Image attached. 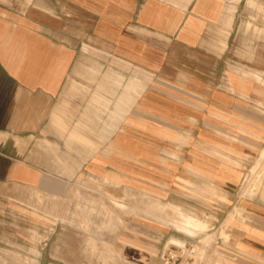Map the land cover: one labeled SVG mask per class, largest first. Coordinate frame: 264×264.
I'll list each match as a JSON object with an SVG mask.
<instances>
[{
	"label": "crops",
	"instance_id": "obj_1",
	"mask_svg": "<svg viewBox=\"0 0 264 264\" xmlns=\"http://www.w3.org/2000/svg\"><path fill=\"white\" fill-rule=\"evenodd\" d=\"M254 15L258 30L241 27ZM252 69H264V0H0V200L29 228L62 229L35 195L93 176L199 221L195 234L158 209L125 222L118 264H162L164 249L196 241L201 264H264ZM109 252L90 236V251L50 261L113 264Z\"/></svg>",
	"mask_w": 264,
	"mask_h": 264
},
{
	"label": "rangeland",
	"instance_id": "obj_2",
	"mask_svg": "<svg viewBox=\"0 0 264 264\" xmlns=\"http://www.w3.org/2000/svg\"><path fill=\"white\" fill-rule=\"evenodd\" d=\"M240 25L258 30L257 15ZM254 56L255 54L252 53V58ZM252 72L260 74L258 78L252 74L253 78L258 82H264V69H252ZM257 161L261 163L257 169H254ZM255 163L253 169L250 166L248 176H264V151L262 156L261 153L256 156ZM11 191L19 195L29 194L28 190L18 186L11 187ZM35 196V199L40 200L42 207L44 206L42 209L45 210V216H41L42 219L47 222H61L62 225L59 224V226L64 228L55 229L52 227L45 231L29 228L22 223V220H25L22 214L8 210L7 206H10L8 204L15 203L13 200H9L8 204L6 201L0 200V264H39L40 260L41 264H72L64 260L52 262L50 258L56 256V253L57 256L60 257L62 254L66 258L76 255L79 253V248L90 251V236L102 238L110 248L109 253L114 261L112 263L118 264V256L115 255L118 249L113 243L121 241L125 222L136 219L143 222L149 221L151 215H155L151 213L152 209L160 210L158 213L160 223L167 224L172 221L177 226L178 222H182L181 226L180 224L178 226L182 232L187 234L192 232L193 234L194 230L191 229L193 230L191 231L188 226H193L194 229L199 228L197 217L177 212L168 213L164 204L159 202L157 204V201L146 195L140 196L120 190L119 187L105 186L102 180L93 176H77L70 187L68 196L62 198L44 197L39 194ZM211 232L213 231H206L207 234ZM224 234L225 231H223V236H225ZM228 238L230 237L228 236ZM100 246L103 245L100 244ZM102 255L100 254V256ZM219 256V262L230 263V259H224L222 254ZM102 261L105 264L108 263L106 259L100 260V263ZM73 263L76 262L73 261ZM77 263L90 264V261H78Z\"/></svg>",
	"mask_w": 264,
	"mask_h": 264
},
{
	"label": "built area",
	"instance_id": "obj_3",
	"mask_svg": "<svg viewBox=\"0 0 264 264\" xmlns=\"http://www.w3.org/2000/svg\"><path fill=\"white\" fill-rule=\"evenodd\" d=\"M203 249L201 241L174 245L162 251V264H201Z\"/></svg>",
	"mask_w": 264,
	"mask_h": 264
},
{
	"label": "bare ground",
	"instance_id": "obj_4",
	"mask_svg": "<svg viewBox=\"0 0 264 264\" xmlns=\"http://www.w3.org/2000/svg\"><path fill=\"white\" fill-rule=\"evenodd\" d=\"M241 254V253H240Z\"/></svg>",
	"mask_w": 264,
	"mask_h": 264
}]
</instances>
